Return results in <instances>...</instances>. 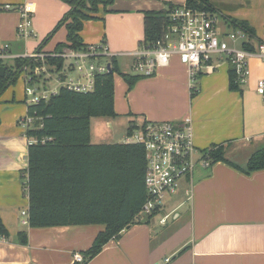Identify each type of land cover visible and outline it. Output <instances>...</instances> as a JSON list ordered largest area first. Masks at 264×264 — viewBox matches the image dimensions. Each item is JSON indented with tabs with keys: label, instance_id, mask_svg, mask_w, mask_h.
<instances>
[{
	"label": "crops",
	"instance_id": "1",
	"mask_svg": "<svg viewBox=\"0 0 264 264\" xmlns=\"http://www.w3.org/2000/svg\"><path fill=\"white\" fill-rule=\"evenodd\" d=\"M34 1L0 0V37L12 38L20 20L17 7L25 3L33 5L31 17L44 10L49 24L68 11L66 4L55 2L50 9L47 0ZM185 2L115 0L107 13L100 6L99 19L85 22L80 35L84 45L104 43L119 55L115 60L119 74L113 76L117 118L112 122L122 120L127 125L126 136L129 128L146 122L180 123L189 118L195 148L203 152L222 147L228 163L220 161L208 169L194 170L190 181L181 185L158 216L134 222L85 264H264V170L243 172L250 157L264 149V96L256 92L257 81L264 80V60H249L250 76L244 84H237V90L229 88V65L218 59L201 68L193 82L195 93L189 69L177 56L154 76L135 78L131 89L120 75H131V58L126 55L136 52L144 40L143 14L168 11L169 6L181 7ZM208 2L212 8L236 9L238 19L234 20L254 31L252 43H264V0ZM5 6L14 12L2 10ZM224 27L222 31H229L228 22ZM61 43L65 41L55 47ZM55 47L45 52L54 53ZM9 52L21 57L12 54L10 47ZM45 89L49 90L47 84ZM15 103H22L23 108ZM26 111L27 106L14 98L0 105V220L7 232L6 237L0 236V264H79L73 256L81 255L84 260V253L104 226L30 228L20 223V213L28 208L22 189L30 144L26 129L21 128ZM97 120L90 121V143L107 144L101 140L104 132H93ZM176 208V219L158 223ZM21 232L24 239L19 237Z\"/></svg>",
	"mask_w": 264,
	"mask_h": 264
},
{
	"label": "trees",
	"instance_id": "2",
	"mask_svg": "<svg viewBox=\"0 0 264 264\" xmlns=\"http://www.w3.org/2000/svg\"><path fill=\"white\" fill-rule=\"evenodd\" d=\"M61 1L68 6V11L58 23V27L64 26L66 29V41L58 44L53 54H60L64 48L83 51L86 45L80 34L84 23L99 19L97 15L100 6L104 8V13L109 12L106 8L115 0ZM185 7L215 13L208 0H186ZM174 8L169 6L168 11L143 14L144 40L140 45L151 46L162 36L169 22V13ZM228 26L247 36L248 41L241 44L243 50L255 51L252 43L255 34L251 28L235 20H230ZM27 60L17 58L14 69L20 70L21 66L28 65L31 71L37 64L40 65ZM43 63L47 65L48 71L56 72L66 64L65 60L57 57H48ZM0 67L6 68L3 77H0L1 97L4 90L15 83L19 70L9 75L8 67L1 60ZM28 74L31 78L28 84H38L42 79L38 76V80H35L31 73ZM114 74H119L115 60L112 61L110 73L95 77L92 92L78 93L59 87L47 100H41L35 105L27 104L26 118L32 119V124L25 131L30 144L22 189L28 199V227L104 226V231L95 237L91 247L84 253L81 264L97 256L107 242L118 239L123 230L134 224V218L146 198V158L140 144L90 143L91 119L117 118L114 112ZM120 75L129 89L137 80L135 78H138ZM228 75L229 88L237 90L236 77L231 67ZM46 81L49 79L46 78ZM45 85L42 86L44 89ZM135 128L128 129V137ZM203 153H207L212 164L220 161L228 163L222 147ZM259 170H264V149L250 157L243 172L249 174ZM0 236H7L1 220ZM24 236V232L19 234L21 239Z\"/></svg>",
	"mask_w": 264,
	"mask_h": 264
},
{
	"label": "built area",
	"instance_id": "3",
	"mask_svg": "<svg viewBox=\"0 0 264 264\" xmlns=\"http://www.w3.org/2000/svg\"><path fill=\"white\" fill-rule=\"evenodd\" d=\"M8 10L11 7L5 6ZM20 20L16 27L19 37L28 38L32 35L30 19L34 13L33 5L25 3L17 7ZM169 22L162 36L151 46L140 45L136 52L126 55L131 58L129 71L138 78H149L155 75L160 67L167 66L172 56H177L179 62L189 69L191 88L201 68L209 64L213 57L226 62L234 71L236 83L244 84L250 76L248 68L249 60L258 58L264 60V43L253 44L255 51L243 50L241 44L248 41L246 35L239 30L225 32L217 28L216 19L209 13L196 11L185 6L175 7L169 13ZM231 42L230 46L226 41ZM239 43V46L235 45ZM119 55L109 51L104 43L86 45L83 51H75L70 48L62 49L61 53L41 54L34 52L21 57H14L9 52V46L0 48V60L33 59L44 60L48 57H57L65 60V66L59 72H50L44 67L47 79H54L57 87H65L78 93L92 92L95 85V77L110 73L112 61ZM46 79V78H44ZM25 101L35 105L41 100H47L57 90H46L43 78L37 86L28 84L30 77L26 78ZM31 85V86H29ZM256 92L264 96V80L257 81ZM32 119L26 118L21 124L27 128ZM140 144L145 152L146 172L144 186L146 191L145 202L140 212L134 218L135 222L142 219L158 216L167 200L176 195L181 185L190 181L197 166L210 168L212 163L207 155L198 151L193 143L191 120L184 119L180 123L175 122H146L141 127L133 129L129 140ZM175 210L159 218L158 223L165 225L177 212ZM21 225H28L27 211L20 213ZM74 262L81 264V255L73 256ZM166 262H169L166 259Z\"/></svg>",
	"mask_w": 264,
	"mask_h": 264
},
{
	"label": "rangeland",
	"instance_id": "4",
	"mask_svg": "<svg viewBox=\"0 0 264 264\" xmlns=\"http://www.w3.org/2000/svg\"><path fill=\"white\" fill-rule=\"evenodd\" d=\"M5 1V0H3ZM34 1V0H31ZM38 2V0H35L34 2ZM48 1V7L50 9L54 8V4L55 2L59 3L60 5H64L65 3H63L61 0H47ZM211 6V5H210ZM215 9V13H211V15H213V17L216 19V23H217V28L219 30H223L225 29L224 24L226 25L227 22L234 21L235 19H238V17L234 14L236 13V9H234L233 11L231 10H226L225 8H220V7H213ZM2 10L3 7H2ZM6 11H10V12H14L12 10H6ZM67 11V10H66ZM65 11L64 13H62L61 17H59V19L52 24H49L46 19H45V14H44V10L41 13V15L34 17H31L30 19V30L32 31V35L28 38H22L19 37L16 30L13 32V36L11 39H4L3 37H0V48H2L4 45H8L10 47V50L12 52V54L17 55V56H22V55H29L31 53L36 52L35 50L39 48V46H42L43 48L41 49L40 52L41 54L45 55L48 54L45 51H51L55 45L58 42H64L66 41V29L64 26H59L58 27V23L59 21L63 18V16L65 15ZM20 17V16H19ZM19 23V22H18ZM17 27V26H16ZM115 29V25H111L110 26V30H114ZM229 31L228 32H235V30H233L231 27L228 26ZM230 46H232L231 42L227 39L226 41ZM236 47L239 46V43H237L235 45ZM49 54H53V53H49ZM17 59V58H16ZM14 60H7V61H2L3 65L8 67L9 70V75L12 74V72H14L15 70H19V69H14L13 65L15 66V61ZM20 59V58H18ZM28 59V58H26ZM217 57H213L212 61H216ZM29 63H40V65H36L35 68H33V70H29V66L28 65H23L21 66L19 72H18V77L15 81V83L9 87H7L3 94L0 97V105L5 101L8 100L10 101L11 98H14L15 101L17 100H21V102H23L26 106H27V102L25 101V89H24V82L26 83L25 78H28V76L26 74L31 73L32 76L35 77V80H38L37 77L41 76V78H43L44 80V85L47 84V87L49 88V90L55 89L57 87L56 83L54 82V79H49V81H46L47 78V74L46 72H42L41 69L44 67L46 70H48L47 65H45L43 62H41L40 60H33V59H28L27 60ZM32 69V68H30ZM55 72V70H50V72ZM131 73V72H130ZM28 74V75H29ZM132 74V73H131ZM115 81V80H114ZM33 86H37L36 83L32 84ZM27 86V85H26ZM31 86V85H29ZM16 105H19V107L23 108L22 103H15ZM24 118V117H23ZM26 120V118L24 119ZM112 119L109 118H98L97 122L100 123L98 124L96 121L93 122L92 124V128H93V132H104V139H101L104 143H123L124 140H129V137L126 136V127L127 125L123 124L122 120L120 121H116V122H112ZM108 123H110V125H108ZM116 123V124H115ZM32 123H30L29 127L31 126ZM107 124V126H106ZM22 129H26L23 126H21ZM197 168H202L200 166H197ZM195 169V170H196ZM206 169V168H204ZM173 199V198H172ZM172 199H168L167 203H170V201H172ZM172 206V204L167 205L166 208H170ZM172 218H170L171 220Z\"/></svg>",
	"mask_w": 264,
	"mask_h": 264
},
{
	"label": "water",
	"instance_id": "5",
	"mask_svg": "<svg viewBox=\"0 0 264 264\" xmlns=\"http://www.w3.org/2000/svg\"><path fill=\"white\" fill-rule=\"evenodd\" d=\"M5 70H6L5 67H0V77H3ZM177 217H178V214L176 213V214L173 216V219H176Z\"/></svg>",
	"mask_w": 264,
	"mask_h": 264
}]
</instances>
